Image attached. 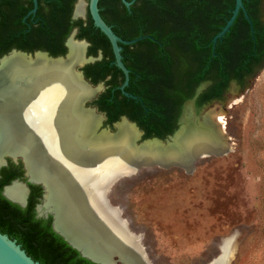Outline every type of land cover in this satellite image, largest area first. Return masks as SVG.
<instances>
[{
	"label": "flooded vegetation",
	"instance_id": "1",
	"mask_svg": "<svg viewBox=\"0 0 264 264\" xmlns=\"http://www.w3.org/2000/svg\"><path fill=\"white\" fill-rule=\"evenodd\" d=\"M79 3L84 4L82 15H76ZM88 4L89 0H37V9L33 13V0H0V58L12 51L25 52L21 48L35 49L33 52H25L28 54L42 52L50 57L53 56L43 49H65V54L62 55L65 56L69 48L68 43L72 40L75 43L85 44V58H93V62L87 63L81 69L85 79L93 84L90 77L86 78L84 68L101 62L103 50H108L109 47L112 50V47L106 36L94 26ZM234 7L235 0L234 3L233 1L230 3V0L98 1L97 8L100 17L121 41L130 42L141 38L131 44L118 43L121 62L128 70V86L130 80L142 81L143 86L150 90L152 102L167 106L166 127L172 128L173 132L166 135L164 139L173 135L178 129L179 121L183 112L185 113L184 106L188 101L194 100V104L191 110L189 106L187 107L186 113L194 111L195 115H200L203 109V113H205L209 110H205L208 105L227 97V91L231 84L237 88H243L256 70L262 67L264 63V0H257L255 5L253 4L255 10L251 15L246 11L239 10L231 26L232 33L229 36L225 34L221 37L219 45L226 61L229 57L239 61L235 53L229 50V45L231 42L237 45L240 40L244 39L248 33L247 26H249L254 41L253 50L258 52L259 56L254 55L250 59L247 69L239 71L241 72L240 78L235 76L238 73L234 68L236 64L230 63V66L224 70L229 78L222 90L221 97L207 99L210 96L211 87L220 81L218 64L223 63L222 58L218 59L219 55L214 52L219 39L213 48V38L230 19ZM21 17L27 26L19 23ZM91 21L97 31L92 30ZM91 47L97 49L94 54L89 52ZM211 56L216 59H211ZM57 57L61 56L53 58ZM208 65L212 66L205 70ZM109 67L108 71L103 70L108 72L105 80L93 84L103 83L104 90L88 106L95 108L98 113L104 116L103 126L111 127L124 117L139 128L137 122L130 120L128 116H121L118 121L109 124L107 114L100 111L99 106L95 104L98 97L108 88L107 80L115 78L119 82L121 76L118 71L124 78V74L116 66L114 56ZM121 86L122 84L116 88L123 93L120 90ZM179 91L181 94L177 96L175 92ZM157 92L159 94L156 99ZM125 93L132 95L128 92ZM189 95H191L190 98H181V96ZM231 95L229 93L228 100ZM154 125L156 128H165L162 124ZM140 130L143 133V139H145V131ZM150 138L161 139L154 133L150 134ZM2 168L18 171L22 176L15 180L26 182L21 161L14 163L7 159L6 165L2 166L0 171ZM30 185H40L27 183L28 198L33 192L34 199H37L40 204L43 197L42 187L40 186L42 190L38 194L31 189ZM36 206L34 208L36 218L45 220L51 218L52 227V216L37 217Z\"/></svg>",
	"mask_w": 264,
	"mask_h": 264
},
{
	"label": "rangeland",
	"instance_id": "2",
	"mask_svg": "<svg viewBox=\"0 0 264 264\" xmlns=\"http://www.w3.org/2000/svg\"><path fill=\"white\" fill-rule=\"evenodd\" d=\"M227 92L232 103L227 95L205 108L224 106L226 154L199 160L189 174L142 168L109 189L150 264H209L227 246L230 264H264V63Z\"/></svg>",
	"mask_w": 264,
	"mask_h": 264
},
{
	"label": "bare ground",
	"instance_id": "3",
	"mask_svg": "<svg viewBox=\"0 0 264 264\" xmlns=\"http://www.w3.org/2000/svg\"><path fill=\"white\" fill-rule=\"evenodd\" d=\"M83 8L84 4L79 3L76 15H82ZM68 47L69 64L51 72L45 69L22 70L19 67L21 57L15 54L3 61L17 64L12 74V97L0 106V151L9 147L23 155L27 175L32 180L38 179L41 173L51 172L52 167L56 169L55 174H65L73 183L76 181L77 174L72 175L75 172L80 175L99 174L104 182L102 188L95 187L90 197L79 193L77 208L83 222L78 220L77 227L81 233L71 239L84 252L98 256L118 255L126 259V264H146L135 239L125 231L124 223L118 216L115 221L109 217L113 214L105 205L101 191L117 170L135 166L137 155L132 148L137 133L124 121L117 125L116 135L97 132L101 118L91 111L81 110L78 102L79 97L92 90L67 77L70 65L82 58L84 45L71 40ZM37 59L44 63L43 56L37 55ZM36 76L41 78L35 80ZM233 101V96H230L229 103ZM188 106L191 110L190 105L186 109ZM186 109L185 124L172 141L177 152L189 157L196 152L223 151V128L217 130L216 126L223 127L221 117L224 108L215 106L199 118L190 111L186 113ZM23 192L20 184L6 189V195L15 201L22 200ZM93 197L100 209L94 207L97 203ZM43 207L56 210L53 191H48ZM60 219L57 213L58 229L62 226ZM230 250L227 246L220 257L209 264H225Z\"/></svg>",
	"mask_w": 264,
	"mask_h": 264
},
{
	"label": "water",
	"instance_id": "4",
	"mask_svg": "<svg viewBox=\"0 0 264 264\" xmlns=\"http://www.w3.org/2000/svg\"><path fill=\"white\" fill-rule=\"evenodd\" d=\"M99 0H89L88 8H89V14L92 18L93 24L96 28H98L109 40L111 47H112V53L116 62V66L118 69L122 71L124 74V83L120 87V90L124 93L125 96H129L130 98L136 100L135 96L128 95L124 92V88L128 86V70L124 67L123 63L121 62V56H120V48L118 47V43L121 44H131L136 42L137 40H140L141 38L137 40H133L130 42H123L121 41L113 32L112 30L105 24V22L102 20L98 13V4ZM34 8L32 10L33 13H35L37 9V0H33ZM239 10H244L243 6V0H235V7L232 13V16L230 19L226 22L225 26L222 28V30L213 38V48L215 47L216 41L220 39L221 37L225 36V34L230 30V27L232 26ZM248 19V17L246 16ZM85 45V44H84ZM15 54L21 57L19 63V67L22 68V70H37V69H45L48 71H55L58 68H62L65 65L69 64V48L65 56L53 58L50 57L46 53L42 52H36L34 54H28L25 52L20 51H12L10 54L5 55L0 58V106L4 105L6 102L5 100L12 97L13 94V85H12V74L16 71L15 64L17 63H7L3 62L7 57L10 55ZM37 55H41L44 57L45 60L44 63L41 60L37 59ZM93 62V58H85V51L83 52L82 58L79 60V62H73L70 67L69 71L67 73V77L72 79L74 82H76L78 85L83 86L84 88H89L92 91L88 93H84L81 97H79L78 102L80 104L81 110L85 111H91L94 115L99 116L101 118V124L99 128L97 129L98 133L101 132H108L111 135H116L118 133L117 125L121 122H125L126 124L133 127V129L137 133V139L133 142V150L134 154L137 155V162L134 164L135 166H130L126 170H117L115 174L113 175V178L110 180L109 184H105L104 188L101 189L102 191V198L105 205L109 208V210L112 212L113 215H110L109 217L113 220L118 216L119 220L124 223V229L129 234L127 224L125 220H122L119 216V212L116 210L115 207L111 206L107 194L109 192V189L111 186L119 181L122 178L129 177L135 173L138 172V170L142 168H152V167H158L161 169H172V168H179L184 170L186 173H191L194 169L195 164L204 158H208L211 156H219L222 154H226L227 148L225 146V135L223 132V137L221 138V146L222 150L220 153L216 152H196L193 153L189 157H183L181 153L177 152L176 147L173 144V138L176 134L181 130L183 125L185 124V121H183L184 118V112L183 115L179 121V127L178 129L173 133V135L168 136L166 139L161 140L157 138H148L143 139V133L142 131L134 124L128 121L126 118L122 117L120 120L113 124L111 127L114 131L110 130L109 126L107 129L103 128V122L105 120L104 116L96 111L95 108L88 106L96 97L97 95L104 90L103 83H99L97 85H93L89 83L82 72V68L87 64ZM45 64V65H44ZM41 77L36 76L35 80H39ZM6 96V97H5ZM194 104V100L188 101L185 106L184 110L186 109L187 105H190L191 108ZM204 109L200 112V115H195L194 111L192 112V115L195 118L201 117V113H203ZM197 124V121L194 122ZM222 127L216 126V129H221ZM156 145V146H154ZM0 151V168L2 166H5L7 163V159L12 160L14 163H17L18 161H21L24 168V177L26 178V182L14 180L9 185L5 186L2 191V195L9 200L10 202L20 206L21 208H25L27 206V198L29 195V188L27 186V183L34 184V185H40L43 189V197L41 200V203L36 206V212L37 217H45L47 218L48 215L52 216V230L59 235L69 246H71L73 249H75L82 258L87 259L88 261L94 263V264H126V259L120 258L118 255H102L98 256L96 254H91L82 251L81 248H79L78 245L73 242L71 237L76 238L79 236L78 233H81L79 226L77 224L78 220L82 223L83 219L82 216L78 212V203H79V193L81 192L86 197L93 196L94 194V188H102L101 184L102 180L100 179V175H94V173L87 174V175H80V173H74L72 175H76L75 177V183L70 182L68 180V176L65 174H55V168L52 167L53 170L49 173H41L38 179L32 180L27 175V168L25 163V158L23 155L19 154L15 151H12L9 147ZM2 163V164H1ZM50 174V175H49ZM69 175V174H68ZM67 176V177H66ZM92 181L91 183H89ZM15 184H20L23 187V198L21 201H15L11 198H9L6 195V189L8 187H11ZM53 191V195L55 198V206L56 210L46 209L43 207L45 197L48 194V191ZM95 197V196H94ZM93 197V199H94ZM94 202L97 203L96 206H94L97 209H100L98 201L94 199ZM116 212V213H114ZM57 213L60 216V223H61V229H58L56 227V221H57ZM117 214V215H116ZM59 218V217H58ZM77 219V220H76ZM118 220V219H117ZM133 237V236H132ZM233 238L225 239V242H231L232 243ZM136 245L140 251L141 256L143 257L146 264H150V262L147 259L146 253L144 252L143 248L139 244L138 240L135 239ZM233 252L234 249L231 247L229 258L227 259L225 264H230L233 258ZM219 257V256H218ZM218 259V258H216ZM214 259V260H216ZM213 260V261H214ZM212 262V261H211ZM210 262V263H211ZM0 264H39L38 262L33 261L24 250L21 249L20 245L16 243V241L11 240L7 235L0 233Z\"/></svg>",
	"mask_w": 264,
	"mask_h": 264
},
{
	"label": "trees",
	"instance_id": "5",
	"mask_svg": "<svg viewBox=\"0 0 264 264\" xmlns=\"http://www.w3.org/2000/svg\"><path fill=\"white\" fill-rule=\"evenodd\" d=\"M234 0H230V3ZM257 0H243L244 10L247 14L255 10L253 4L255 5ZM250 4L252 5L250 7ZM231 8L233 6L231 5ZM21 17L19 23L25 25V22ZM92 30L97 29L93 26L91 21ZM248 27L247 34L245 38L240 40L238 44L229 45V50H232L238 60H233L231 57L224 59L223 53L219 45L220 39L217 42V47L215 53L219 55L217 58L221 60L222 64H218L220 71L219 77L220 81L216 82L210 89L209 97L220 98L223 88L227 84V73L225 74V69L230 66V63L236 64L234 68L238 72L235 76L240 78L241 69L246 70L250 64V59L259 56V53L253 50L254 41L252 39L250 27ZM232 27L226 33L229 36L232 33ZM221 29V28H220ZM92 31V33H93ZM26 35V34H23ZM235 45V46H233ZM232 47V49H231ZM25 52H33V48H21ZM48 51L53 57L62 56L65 54V49H43ZM96 48L91 47L89 49L90 54L96 52ZM7 52V51H6ZM221 56V57H220ZM251 57V58H250ZM113 59L112 50H103V60L101 62L88 65L84 68L86 71V78H91V82L96 84L100 81H104L108 75V69L111 60ZM211 59H216L211 56ZM219 61V60H218ZM210 66L208 65L205 70ZM104 70V71H103ZM121 76V80L118 82L115 78L106 81L108 88L103 92L95 104L99 106V110L105 112L107 115L108 123L111 124L119 120L121 116H128L130 120H135L140 129L145 131L144 138H150V134L154 133L159 136V138L164 139L166 135L173 132L172 128L166 127V114L167 106L161 104H155L150 99V90L148 87L143 86V82L138 80L129 81V86L124 89L125 92L132 94L136 97V100L126 97L123 93L119 91L116 86L123 84L124 78ZM159 92L155 94V98H158ZM178 96L181 91L175 92ZM189 96H181V98H190ZM156 98V99H157ZM154 124H162L165 128H156ZM162 129L163 131L159 130ZM13 167V165H12ZM16 168V167H15ZM0 233L7 235L11 240L16 241L20 245L21 249L25 251L27 256H29L33 261L39 264H94L87 259H84L80 254L69 246L59 235H57L51 227V218L48 219H37L35 216L34 208L39 203L37 199H34V193L29 196L27 206L21 208L20 206L10 202L2 195V190L5 186L9 185L16 178H21V173L14 171L12 169L2 168L0 171ZM31 189L38 192L42 190L40 186L30 185ZM37 198V197H36Z\"/></svg>",
	"mask_w": 264,
	"mask_h": 264
}]
</instances>
